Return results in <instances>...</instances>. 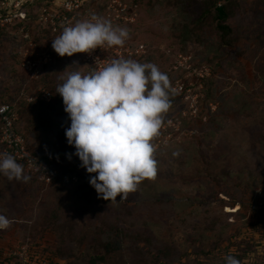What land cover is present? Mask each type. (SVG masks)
<instances>
[{"label": "rangeland", "instance_id": "rangeland-1", "mask_svg": "<svg viewBox=\"0 0 264 264\" xmlns=\"http://www.w3.org/2000/svg\"><path fill=\"white\" fill-rule=\"evenodd\" d=\"M0 14L13 19L0 24V105L16 108L34 150L72 153L68 172L87 170L67 141L62 78L116 59L153 63L170 79L172 103L152 141L157 175L126 200L105 201L93 186L43 187L25 171L27 182L0 174V215L11 221L0 229V258L24 264L17 254L29 243L41 262L46 250L66 264H92L112 240L125 250L99 264H149V249L163 250L169 264H226L228 256L264 264V211L252 207L264 193V0H0ZM93 15L127 28L125 45L60 57L53 39ZM177 81L197 86V116H185L192 103L171 93Z\"/></svg>", "mask_w": 264, "mask_h": 264}, {"label": "clouds", "instance_id": "clouds-1", "mask_svg": "<svg viewBox=\"0 0 264 264\" xmlns=\"http://www.w3.org/2000/svg\"><path fill=\"white\" fill-rule=\"evenodd\" d=\"M128 39L127 28L93 15L66 27L53 39L52 48L62 58L72 57L97 48L123 47ZM62 80L56 93L71 121L66 130L68 144L76 149L80 166L96 174L90 184L100 198L111 203L126 200L142 181L157 175L152 141L172 107L168 75L153 63L116 59L91 74L76 71ZM0 174L9 180L30 179L23 165L7 153L0 154ZM10 225L0 215V229ZM226 264L240 261L228 256Z\"/></svg>", "mask_w": 264, "mask_h": 264}, {"label": "built area", "instance_id": "built-area-1", "mask_svg": "<svg viewBox=\"0 0 264 264\" xmlns=\"http://www.w3.org/2000/svg\"><path fill=\"white\" fill-rule=\"evenodd\" d=\"M79 6V3H78ZM222 7V4H219ZM72 2H66L64 8L68 11H72L75 8ZM79 8V7H78ZM17 16L16 18H18ZM12 17H5L0 14V24L11 27L13 24ZM27 18V15L23 19ZM206 75H209L208 72ZM200 78H204V75H199ZM193 87H197L194 83L187 84L183 81L175 82L173 86V92L179 97L192 103L190 106L192 112L188 111V114L184 112L185 116L190 115L193 117V112L196 115L199 110L200 96L194 93ZM203 84H199L198 89L203 90ZM43 99L49 101L51 94H46ZM197 116V115H196ZM195 116V117H196ZM0 144L2 145L1 154H10L14 156L18 163L23 165L24 171L27 175L36 178L40 184L46 187H51L58 183H61L63 187L78 185L82 181L90 184L91 176L89 174L78 175L71 173H62L58 168H53L47 161L41 160L36 156V152L29 145L28 138L20 133L17 125L20 121V117L16 108L10 104L0 105ZM158 138V137H157ZM261 197V198H259ZM257 201L252 205L253 210L264 211V193H260ZM17 254V253H16ZM21 259L24 258V264H47L48 261H40V256L36 250L29 244L19 248L18 254ZM13 255L10 256V259ZM11 264V262H10Z\"/></svg>", "mask_w": 264, "mask_h": 264}, {"label": "trees", "instance_id": "trees-1", "mask_svg": "<svg viewBox=\"0 0 264 264\" xmlns=\"http://www.w3.org/2000/svg\"><path fill=\"white\" fill-rule=\"evenodd\" d=\"M216 13H217V19H218V21L221 22L220 29L222 31H224L226 34H228V32H230V29L227 26H225V22H226V20L228 18V15L226 13V8L225 7H220V6L216 5ZM171 93L174 94V98L175 99L181 98L178 95L176 97L174 92L171 91ZM17 128H18V125H17ZM0 132H1V130H0ZM0 136H1V133H0ZM29 145L31 146L30 142H29ZM0 148H1L0 149V154H1V151H2V145L1 144H0ZM34 151L36 152V156L39 159L47 161L53 168H58L62 173H71V172H68L67 168L64 167V162L65 163L67 162V157H69V156L72 157V153H70V152H67V153L66 152H58V153L48 152V153H45L44 151H40V150H34ZM64 157L66 159H64ZM86 173L87 172H82L81 174H78V175H84ZM71 174H73V173H71ZM31 178H33V177H31ZM33 179L37 183H39L36 178H33ZM40 185H42L43 187H46L43 184H40ZM80 185H85L87 187H90L91 186V184H87L86 182H83V181L80 183ZM55 186L56 187L63 188V186L61 185V183H58ZM47 188H49V187H47ZM52 219L53 220H56L57 222L59 220V218L57 217V215H53L52 216ZM119 231H121V230L119 229ZM102 250L105 251V255L104 256H101L100 254H98L96 256L95 255H92L91 256L90 259H91V263L92 264H99L100 262H104L106 260V256H109L112 253H115L117 251H124L125 249L123 248V245L122 244L121 245H118L117 244V241H114L113 242L112 240H109V241H105V243L102 246ZM144 253H145V251H142V255ZM149 253H152L154 255V257H155L154 260H152V262H150L149 264H162L163 262H167L169 264L168 257H167V255L165 254V252L163 250L158 249L157 251H153V250L149 249ZM38 255L40 256V254H38ZM46 255H49V260H47L48 261L47 264H66V262H67L65 259H63V258H57L53 254H51V253H49V252H47L45 250L44 257ZM41 260L44 262L46 259L44 260V258H41ZM10 262H11L10 257L9 258L8 257L7 258H2V257L0 258V263H2V264H10ZM138 264H141V263L139 262Z\"/></svg>", "mask_w": 264, "mask_h": 264}]
</instances>
